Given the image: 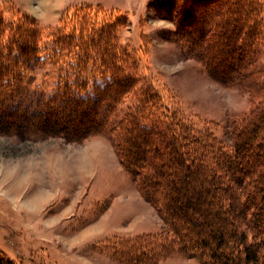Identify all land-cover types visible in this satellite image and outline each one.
Instances as JSON below:
<instances>
[{
	"label": "trees",
	"instance_id": "16d2710c",
	"mask_svg": "<svg viewBox=\"0 0 264 264\" xmlns=\"http://www.w3.org/2000/svg\"><path fill=\"white\" fill-rule=\"evenodd\" d=\"M263 1L154 3L173 20L184 54L220 83L258 100L233 121L230 141L184 118L138 73L133 53L120 41L123 14L85 4L43 29L30 15L7 22L0 13V131L7 124L31 138L59 134L75 141L117 134L121 166L164 223L167 235L149 236L160 241L159 250L140 246L150 244L147 236L133 237L126 243L138 247L133 260L119 262L156 264L178 253L199 264H264ZM40 64L47 68L36 82L29 71ZM197 204L206 207L200 211ZM0 264L15 263L0 250Z\"/></svg>",
	"mask_w": 264,
	"mask_h": 264
},
{
	"label": "rangeland",
	"instance_id": "374dc122",
	"mask_svg": "<svg viewBox=\"0 0 264 264\" xmlns=\"http://www.w3.org/2000/svg\"><path fill=\"white\" fill-rule=\"evenodd\" d=\"M158 1L59 0L58 14L48 23L26 11V0H0V13L7 22L30 15L43 29L56 27L65 12L85 4L123 14L120 41L133 53L138 73L184 118L230 141L233 121L248 114L258 100L235 85L220 83L204 71L201 61L184 54L176 45L173 20L154 7ZM258 54V63L264 65V44ZM46 68L34 66L29 75L38 82ZM131 98L123 99L114 113L117 119ZM6 126L0 131V250L11 262L124 264L119 259L131 262L138 248L126 243L137 236L149 239L150 244H140L146 251L161 248L149 236L168 232L121 166L115 153L117 134L106 131L76 141L59 134L31 138ZM156 264L199 263L174 253Z\"/></svg>",
	"mask_w": 264,
	"mask_h": 264
},
{
	"label": "clouds",
	"instance_id": "9594fccd",
	"mask_svg": "<svg viewBox=\"0 0 264 264\" xmlns=\"http://www.w3.org/2000/svg\"><path fill=\"white\" fill-rule=\"evenodd\" d=\"M59 7V0H26V11L40 23L54 19Z\"/></svg>",
	"mask_w": 264,
	"mask_h": 264
}]
</instances>
